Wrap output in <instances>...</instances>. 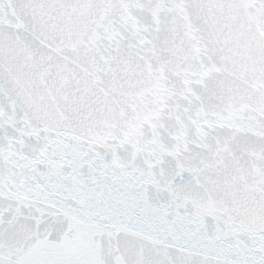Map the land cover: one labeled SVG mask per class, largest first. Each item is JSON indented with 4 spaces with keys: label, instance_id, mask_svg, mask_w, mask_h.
Segmentation results:
<instances>
[{
    "label": "snow or ice",
    "instance_id": "1",
    "mask_svg": "<svg viewBox=\"0 0 264 264\" xmlns=\"http://www.w3.org/2000/svg\"><path fill=\"white\" fill-rule=\"evenodd\" d=\"M0 264H264V0H0Z\"/></svg>",
    "mask_w": 264,
    "mask_h": 264
}]
</instances>
